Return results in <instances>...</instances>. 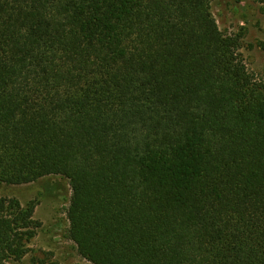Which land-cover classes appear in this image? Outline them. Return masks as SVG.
Wrapping results in <instances>:
<instances>
[{"label":"trees","instance_id":"16d2710c","mask_svg":"<svg viewBox=\"0 0 264 264\" xmlns=\"http://www.w3.org/2000/svg\"><path fill=\"white\" fill-rule=\"evenodd\" d=\"M214 0H0V181L62 175L94 264H264V79ZM35 203L0 195V264Z\"/></svg>","mask_w":264,"mask_h":264},{"label":"rangeland","instance_id":"374dc122","mask_svg":"<svg viewBox=\"0 0 264 264\" xmlns=\"http://www.w3.org/2000/svg\"><path fill=\"white\" fill-rule=\"evenodd\" d=\"M212 10L222 31L240 37V52L251 72L264 79V0H214ZM71 185L62 175H50L27 184L0 181V195L23 205L35 203L41 223L28 243L22 262L11 264H94L84 258L69 237Z\"/></svg>","mask_w":264,"mask_h":264}]
</instances>
